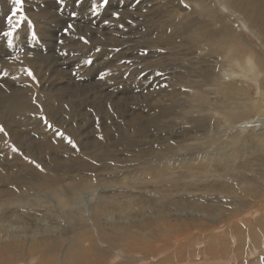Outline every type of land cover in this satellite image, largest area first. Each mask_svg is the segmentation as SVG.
Wrapping results in <instances>:
<instances>
[{
    "label": "rangeland",
    "instance_id": "obj_1",
    "mask_svg": "<svg viewBox=\"0 0 264 264\" xmlns=\"http://www.w3.org/2000/svg\"><path fill=\"white\" fill-rule=\"evenodd\" d=\"M179 1L181 0L175 1L176 6L174 8L179 7ZM92 3L97 4L99 15H93L90 12ZM191 5H195V8H197V4L192 3ZM171 6L170 0H138V2L137 0H109V5L106 8L101 6V0H84L79 6L74 4L73 0H65L62 6L58 5L57 0H23L22 4L21 0H0V176L3 177L4 174L1 165L9 167L8 190L17 194L23 193V200L28 208H26L27 211L22 205H18L19 210L16 212L26 217L20 220H13L16 218L14 212V214L4 217L0 221L1 224H7L8 222L19 224L20 221L26 220L25 218L30 220H28L29 223L38 224L41 219L45 218L46 220H50L52 224L61 221L63 227H69L65 216V218L52 216L49 211H42L40 207L33 210L35 207L33 204H36V194H45L54 190L47 188L45 185L41 187L44 182L52 180L53 183H60L61 188L67 187L73 190V186H76L84 192H90L94 187L97 190H102L106 187L105 193H109L110 195L115 189L112 184H118L122 180L124 182L130 181L129 183L134 185L139 178L135 179L131 176L128 180L123 179L122 177L125 176V173H122V166H126L123 168L133 173L137 167H140V161H148L145 157L154 158L155 156L157 157L156 159H163L165 155H169L170 159L166 158L168 160H173L177 157L176 155L179 150L174 144H168L167 150H163V146L159 143V135L163 134L160 131L166 127L168 129L177 128V130L179 128L180 130L183 127L187 129L191 126L184 124L183 120L176 119V116L180 114L182 105H188L186 100L183 101V96H185L184 99L187 96L188 100L194 103V90H198V88H192L191 81L195 80L193 76L204 72L208 65L210 66L213 61H216V58L219 65L223 64L222 66L227 61L224 57L220 58L217 56L215 52L207 55L208 48L206 45L199 44L196 36L192 35V40L186 34H183V37H181L182 26L175 27L174 25V28H171L173 23L182 22V18L178 14L177 16L174 14L175 10L174 12L171 11ZM21 8H23V11L20 10ZM73 12L77 13L75 19L72 17ZM115 12L119 13L118 18L113 16ZM225 12L227 11L225 10ZM154 14H158V16H154ZM181 14L183 13L181 12ZM229 14L234 20L235 26L244 25L243 14L236 10L229 12ZM194 17L199 18L200 21H207L208 19L201 14L199 15V13L195 15L190 13L189 18ZM105 21H108V23L105 24ZM68 23H72L74 28L69 30V33L65 35L63 29L67 27ZM197 23L200 26V23ZM31 25H33L37 33V40L34 36H30V32L33 30ZM246 26L251 31L247 32L248 41L249 43L251 42L250 53L254 49L264 58V38L259 36L255 31L256 28H251L250 24ZM241 29L244 31L243 27ZM163 34L170 35L177 44L158 45L165 41ZM81 36L85 37L89 42L84 43L80 39ZM61 40L63 43H58ZM30 45H35V47H30ZM97 49L99 51H96ZM63 53H67V55H63ZM220 55H222V52ZM90 56L93 58L94 63L89 67L83 61ZM202 58L203 60H201ZM203 65H206L205 68ZM103 71L108 72L105 79L96 78L97 73ZM74 72L77 75H74ZM168 73L170 77L167 76ZM236 73L238 75L240 70L236 71ZM232 77L234 76L226 73L221 78L223 81L228 82ZM238 78L243 79V76H238ZM165 92H169V103L157 102ZM261 95L259 90H253L254 106L253 110L251 109L253 112L249 110L250 113L245 114L244 120L232 122L230 130L228 129L221 136L222 141H228L230 137L233 138L234 136L241 135L240 137H242L246 134L243 129L234 127L237 124L241 127V123H245L248 119L257 118L262 110L264 111V96ZM138 108L143 110L142 113L145 116V120L141 121L139 118H135L137 110L133 109ZM152 111L156 113L161 112L167 117L163 115L162 117L155 118V122H150ZM158 115L161 116L162 114ZM208 116H199L201 120H204V122L202 120L204 124L202 123L203 126H201L203 128L200 129H204L202 131H205L207 125L208 133H213V125L216 123L218 130L223 131L226 122L218 118L213 123V119L211 117L209 119ZM66 117H68L67 120ZM126 123L131 125L128 126ZM138 123H142L143 125ZM134 124L141 126L143 129L146 127V133H151L155 140H152L150 144H145V146L139 145L137 141L139 139L137 137L138 134H135L136 131L131 129V126ZM182 125L183 127H181ZM251 127L257 128L255 133L261 134L264 137V123H260L259 125L255 122ZM30 129L35 131L32 132ZM125 129H128V132ZM48 131H50V135L47 134ZM11 132L15 133V135ZM9 137L11 139L14 137L13 139L17 141L13 139L12 141ZM201 138L202 141H207L208 134L202 135ZM235 138L239 141L241 140L239 137ZM10 140L12 143L14 142V147H12L13 144ZM147 140L148 138H144V141ZM37 141L40 142L38 143ZM93 141L96 142L94 143ZM253 143V147L247 145L249 149L245 147L241 150V152L245 153V156L257 154L256 150L260 141L254 140ZM212 145V142L208 143L207 147L203 150L194 148V150L189 149V151L187 149L181 151L178 155H186L187 153H191V151L203 153L212 149ZM76 147L78 148L76 149ZM141 148L143 149L140 150ZM261 152H263V149ZM228 153H234L233 149L229 150ZM241 158L244 157L242 156ZM253 162L254 167L258 169L257 171H264L263 157L259 156ZM85 166L86 169L83 168ZM19 168L23 172L19 171ZM245 173L249 175L254 174L252 172ZM63 177L66 180L62 182ZM72 178H76L77 180L71 182L70 179ZM112 181L115 183H112ZM1 185L2 183H0V187ZM116 187L121 190L122 185L118 184ZM208 190L209 188H206L200 192L208 196V192H206ZM149 195L147 194L149 199L150 197H154V202L156 201L161 204L147 209L162 210L175 208L174 203L177 198L171 200L163 198L164 200L160 201L161 199L158 200L156 195ZM150 200L153 201V198ZM184 203L185 206L183 207H192V200ZM15 207L12 205L11 213L15 210ZM91 212L92 209L88 208L84 214L88 217L91 225H96L98 221L94 219ZM131 213L137 215L135 209H132ZM234 213L232 207L229 215ZM137 216L140 217L139 215ZM164 221L159 220L157 224L152 223L147 227V231H151L157 228V226L162 227L160 223L165 224V227L169 226ZM185 222L183 221V223ZM200 222L199 226H196L198 222L187 221V224H189L187 228H190L187 232L196 230L194 234L190 235L191 237L205 236V234L198 233V231L209 226L211 223L206 220ZM153 226L154 228H151ZM187 228L184 227L181 234L177 231L171 237L165 236L163 244L167 247H163L162 245L163 248L160 249V252L165 249V254L158 257V263H161L160 261L163 259V264L182 263V259L184 260L186 257L185 252L183 253L182 251L184 247L183 245L179 247V245L176 246L175 244L172 246V239L184 236L187 233L185 232ZM211 233L213 232L210 231ZM115 237L117 242L112 244H117L116 246L112 247L109 245L110 247H106L107 243L105 242L103 245H100L101 249L107 248L106 253H103L104 255L99 256L96 261L93 259H89L88 261L80 260L79 264H112L116 261L115 258H121L123 254H128L129 252L125 250V247L126 245L130 246V242L133 239L118 235H115ZM254 242L257 245L260 244L253 254L248 250L246 254L242 255L243 257L238 254L235 258L231 257V261L213 260L216 256L225 259L226 256L230 257L232 253L229 255L223 252L210 253L209 251L208 254H204L203 251L206 248L201 245L200 248H196L197 250H193L195 251L193 257L197 259V262L192 264H254L258 261H260V264H264V243L261 237ZM136 243H138L137 252L148 251L155 253L159 249L157 245L151 246V241L148 243L144 241L142 243L140 240H137ZM66 244V242L61 243V246L53 248L52 251L49 249L51 252L46 251L48 253H46L45 258H43L44 253L40 252L41 259H45L46 261L51 259L49 261L52 262L49 264H55L53 260H58L61 257ZM146 245H148V248L149 246L151 247L149 249H140L141 246L144 247ZM235 246L236 244L233 245L234 249ZM1 256H3V253H0V260ZM45 262L44 264H46ZM25 263L28 264L27 261H15L9 264Z\"/></svg>",
    "mask_w": 264,
    "mask_h": 264
},
{
    "label": "bare ground",
    "instance_id": "obj_2",
    "mask_svg": "<svg viewBox=\"0 0 264 264\" xmlns=\"http://www.w3.org/2000/svg\"><path fill=\"white\" fill-rule=\"evenodd\" d=\"M175 1L177 0H170L172 3L171 11L174 12L175 10L174 14L176 16L178 14L180 18H182V22L180 23L178 21L179 23H173L171 28H174V25L175 27L179 25L182 26L181 37H183V34H186L189 35L190 40H192L191 36H196L197 42L201 45H206L208 48L207 55L211 54V52H215L217 56L220 58L224 57L227 61V63L222 66L223 64L219 65L216 58V61H213L210 66L208 65L209 67L207 66L205 68L206 65H203L205 68L204 72H200L193 76L195 80L191 81L192 88H198V90H194V103H191L187 96L185 99V96H183V101L186 100L188 105H182L180 114L176 116V119L183 120L184 124H189L191 126L184 129L182 125L181 127H183V129L180 130L179 128L177 130V128L168 129V127H166L160 131L163 132V134L159 135V143L163 146V150H167L168 144H174L179 150L176 155L177 157L173 160L166 159H170L169 155H165L163 159H156L157 157L155 156V159L152 157H145L148 161H140V167H137L133 173L124 169L126 166H122V173H125V176L122 177L123 179L128 180L131 176L135 179L139 178L134 185L130 184V181L124 182L120 180L118 184L122 185L121 190L116 187L118 184H112L115 189L110 195L109 193H105L106 187L102 190H97L94 187L90 192H84L76 186H73L74 188L72 190L67 187L61 188L60 183H53L52 180L44 182L41 187L45 185L47 188L54 190L49 193H45L44 191L45 194H36V204H33L35 205L33 210L40 207L42 211H49L52 216H65L69 223V227H63L61 221L52 224L50 220H46L45 218L41 219L38 224H33V222L29 223V219L27 218H25L26 220L24 221H20L19 224H11L10 222L7 224L0 223V253H3L0 264H9L15 261H27L28 264H44L46 260L41 259L40 252L44 253L43 258H45L46 253H48L46 251H52L53 248L61 246V243L63 244L64 242L67 244L64 246L63 254L58 260H53V263L79 264L80 260L88 261L89 259L96 261V259L104 255L107 250V248L101 249V244L103 245L106 242V247H110L109 245L112 247L117 245L112 244L117 242L115 235L133 240H131L130 246L126 245L125 247V250L129 253L123 254L121 258H115L116 261L112 264H161L164 259L160 261L161 263H158L157 259L165 254V249L160 252V249L166 246L163 244L165 236L171 237L173 234H176L177 231L180 234L183 233V228L189 226L187 221L198 222L196 226H199L202 220H206L211 224L198 231V233L205 234V236H196L193 238L190 235L194 234L196 230L187 232L190 230V228H187L185 231L187 233L184 236L172 239V246L175 244L176 246L179 245V247H181V245H183L184 247L182 251L183 253L185 252L186 257L184 260L182 259L181 264H192L197 262V259L193 257L195 252L193 250L200 248L201 245L206 248L203 251L204 254H208L209 251L210 253L223 252L229 255L232 253L230 257L226 256L225 259L216 256L217 258L214 257L213 260L231 261L237 254L242 256L246 254L248 250L253 254L260 244L257 245L254 241H257L259 237H261L264 243V171H257L258 169L254 167L253 162L254 159L259 156L264 158V137L261 134L255 133L257 129L255 128L256 126L251 127L255 122L259 125L260 123H264V111L262 110L257 118H252L251 120L246 119L247 121H245V123H241V127H239L238 124L237 126L235 125L236 127L234 128L243 129L245 131L246 134L243 132L245 134L244 136L230 137L228 141H222L221 138V136L225 134V131L228 129L230 130V124L232 122H240L241 119H245L244 116L246 113H250L249 110L254 106V97L252 96L253 90H259L264 96V58L258 54L259 52L257 53L252 48V52L250 53L251 42L249 43L247 34L250 28L246 26L250 24L251 28H256L255 31L261 38H264V0H181L179 1V7L174 8V6H176ZM187 3L190 5L188 6ZM192 3L197 4V8H195V5H191ZM225 10L227 12H225ZM233 10L243 14L245 20L243 24L245 27L242 24H240L241 26L239 27L234 25V20L229 14V12ZM181 12L183 14H181ZM190 13L194 15L199 13V15L201 14L208 19L206 18L207 21H200L199 18L196 17L189 18ZM154 16H158V14H154ZM197 22L200 23V26L197 25ZM241 27L244 28V31ZM163 35L165 41L158 45L177 44L170 35ZM221 52L222 55H220ZM201 60H203V58ZM238 70H240V73L237 75L236 71ZM161 71L163 72V70ZM173 72L175 73V71ZM226 73L230 76H234L228 82L223 81L221 78ZM163 75H165V73H163ZM167 76H169V73ZM238 76H243V79H239ZM180 82H182V80H180ZM31 85L33 86L32 83ZM157 102L169 103V92H165ZM133 110H137L135 118H139L141 121L143 119L145 120L142 109L138 108ZM158 114L162 115L159 116ZM163 115L166 116L161 112L156 113L152 111V118L149 121L155 122V118L162 117ZM204 115L205 117L208 116L209 119L212 118L213 123L218 118L223 119L226 122L223 131L218 130L216 123L213 125V133H208L207 125V129L202 131L204 129L201 130L200 128H203L201 126H203L202 123L204 120L202 119V122L199 116L203 117ZM17 118L21 119L19 117ZM67 118L68 117H66V120ZM13 121L16 122L15 120ZM126 124L128 125V123ZM138 124L143 125L142 123ZM131 129H134V131H136L135 134H138L137 137H139V139H137V141L139 145L145 146V144H150L152 140H155L151 133H146V127L143 129L141 126L134 124L131 126ZM13 130L15 129L13 128ZM125 130L128 132V129ZM49 133L50 131H48L47 134ZM12 134L15 135V133ZM205 134H208V140L202 141L201 137ZM11 137L9 138L11 139ZM235 137H239L241 140L239 141ZM25 138L27 137L25 136ZM144 138H148V140L144 141ZM254 140L260 141L258 149L256 150L257 154L254 155V153L245 156V153L241 152V150L245 147L248 149L249 147H253ZM37 142L39 143L40 141ZM93 142L95 143L96 141ZM211 142L213 143V148L203 153L191 151V153H187L186 155H178L181 151L187 149L194 150L195 148L203 150L207 147L208 143ZM247 145L250 146L247 147ZM14 146L13 144L12 147ZM77 148L78 147H76V149ZM142 149L143 148L140 150ZM231 149H233L234 153H228ZM262 149L263 152H261ZM242 156L244 158H241ZM1 168H3L4 174L3 177L0 176V183H2L0 187V221L7 215L14 214V212L16 218L13 220H20L26 217L16 212L19 210L18 205H22L24 209L27 208L23 200L24 195L23 193L17 194L8 190L9 167L1 165ZM83 168L86 169V166ZM20 170L21 168H19V171ZM77 170L79 169L77 168ZM245 172H252L254 174L249 175ZM144 174L147 176H144ZM65 180L66 178L62 179V182ZM76 180V178L70 179L71 182ZM112 183L115 182L112 181ZM206 188H209V190L206 191L208 192V196L200 192L202 189ZM147 194H150L149 196H151V194L156 195L158 200L161 199L160 201L164 200L163 198H167L166 200L177 198L174 203L175 208L162 210L147 209L154 205L161 204L156 201L154 202V197H150V199L153 198V201H151ZM122 198L124 199L122 200ZM189 200H192V207H183L185 206L184 202ZM12 205L16 207L11 213ZM232 207L235 213L229 215V211ZM88 208L92 209L91 215L98 221L96 225H91L88 217L84 214ZM132 209H135L136 214L140 217L131 213ZM159 220H165L167 222L166 224L169 226L165 227V224L163 225V223H160L162 227L157 226V228H154L153 226L151 228L154 229L147 231L148 226L152 223L157 224ZM183 221L186 222L183 223ZM197 228L199 229V227ZM210 231L213 233L210 234ZM120 240L122 241L121 238ZM137 240H140L142 243L144 241H146V243L151 241V246L157 245L159 249L155 253H150L148 251L137 252ZM235 244L236 246L234 249L233 245ZM191 245L193 246L191 247ZM142 246L140 249L148 248V245ZM151 246H149V248ZM122 259L124 260L121 261ZM49 260L51 259H48L45 263L49 264L52 262ZM254 264H260V261Z\"/></svg>",
    "mask_w": 264,
    "mask_h": 264
},
{
    "label": "snow or ice",
    "instance_id": "obj_3",
    "mask_svg": "<svg viewBox=\"0 0 264 264\" xmlns=\"http://www.w3.org/2000/svg\"><path fill=\"white\" fill-rule=\"evenodd\" d=\"M73 2H74V4H76L77 6H79V5H81L84 2V0H73ZM137 2H138V0H137ZM22 3H23V0H21V4ZM57 3H58V5L62 6L65 3V0H57ZM108 5H109V0H101V6L102 7H105L106 8V7H108ZM20 10L23 11V8H21ZM90 12L93 15H99L100 14L99 11H98L97 4L96 3H92V6L90 8ZM76 15H77V13H75V12L72 13L73 19H75ZM113 16L115 18H118L119 17V13L118 12H115V13H113ZM6 23H7V18H6ZM104 23L107 24L108 21H105ZM31 28H33V25H31ZM73 28H74V25L72 23H68L67 24V27L63 29V32L65 33V35H67L69 33V30H71ZM30 36H34L36 40L38 39L37 33L35 32L34 28L30 32ZM80 39L84 43H88L89 42L83 36H81ZM58 43H63V41L62 40L61 41H58ZM30 47H35V45H30ZM96 51H99V49H97ZM117 51H118V49H117ZM63 54L64 55H67V53H63ZM144 54H146V53H144ZM83 63L85 65H87V66L90 67V66H92V64L94 63V61H93V58L90 56L88 59L84 60ZM129 63H131V62L129 61ZM73 74L74 75H77V73H75V72ZM107 75H108V72L107 71H103V72L97 73V77L96 78L103 80V79H105V77ZM37 83H38V81H37Z\"/></svg>",
    "mask_w": 264,
    "mask_h": 264
}]
</instances>
